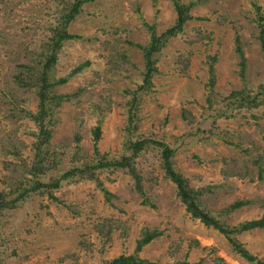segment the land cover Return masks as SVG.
Listing matches in <instances>:
<instances>
[{
    "label": "rangeland",
    "instance_id": "rangeland-1",
    "mask_svg": "<svg viewBox=\"0 0 264 264\" xmlns=\"http://www.w3.org/2000/svg\"><path fill=\"white\" fill-rule=\"evenodd\" d=\"M181 1L195 2L190 9L193 19L160 48L149 91L136 89L144 69L142 51L136 45L147 44L151 32L159 35L173 25L172 1L90 0L82 4L68 25V31L81 39L64 41L54 66L55 77H66L81 65L54 87L57 94H78L55 110L53 119L58 120L50 142L64 147V167L74 151L75 134L80 138L79 152L90 156L94 152L91 129L99 119L98 157L110 161L130 154L129 135L157 139L160 134L175 151L176 170L191 185L199 187L209 181L217 186L200 196L206 207L219 210L235 200H248L251 204L230 213L227 222L264 216V206L257 202L264 199V182L235 177L218 181L221 175L215 162L224 152L234 159L233 168L249 164L226 143L234 138L264 157V121L256 129L249 111L227 99L230 91L241 87V81L250 92L264 84V60L252 21L257 5L264 23V0ZM56 10L52 0H0V155L13 145L22 146L16 157L30 153L34 125L18 116L8 100L15 97L33 107L36 97L31 90L18 87L12 77L17 64L31 63ZM236 37L245 57L243 80L238 72ZM206 95L216 115L209 118L203 113V120L199 103L205 107ZM129 104L137 118L136 129L135 122L129 121ZM183 110L196 119L187 124ZM156 153L149 147L136 155L132 173L115 166L108 168L111 172L96 171L107 191L100 190L95 180L69 182L55 192L58 202L32 195L19 209L8 211L5 227L9 229L18 220L19 238H4L0 264H97L100 259L131 253L147 229L161 233L139 255L157 263L185 259L201 264H255L235 253L217 230L186 212L174 185L163 176ZM136 176L141 179L142 195L136 189ZM103 221L96 229V223ZM106 225L112 228L111 239L102 245L105 240L98 231ZM238 239L251 254L264 258L263 229L243 232Z\"/></svg>",
    "mask_w": 264,
    "mask_h": 264
},
{
    "label": "trees",
    "instance_id": "trees-1",
    "mask_svg": "<svg viewBox=\"0 0 264 264\" xmlns=\"http://www.w3.org/2000/svg\"><path fill=\"white\" fill-rule=\"evenodd\" d=\"M58 11L57 16L54 18V22L47 27L48 34L46 39L42 42L37 52H33L31 63L17 64L13 73V82L21 88L31 90L36 97V102L33 107L22 100H17L15 97L9 96L8 102L13 104L14 108L18 111V116L25 117L32 121L34 130L31 131V141L29 148V155L18 156L20 148L22 146H11V149H7L5 153L0 155V163L2 164L0 172L2 180L0 181V244L4 243L3 240L11 237L15 240L19 238L18 231L15 224L18 220L14 221V224L6 229V216L8 211L19 209L20 206L26 202L32 195H38L47 200L60 201L55 195V192L62 188L69 182L76 183L81 181L95 180L97 186L102 191H107L103 184L99 181L96 171L105 170L111 172L109 167L115 168H127L132 173L133 163L135 162L136 155L142 151L151 147L157 150V158L162 170L163 176L172 182L175 187V192L179 198L181 204L184 206L186 212L194 219L200 221L207 227H212L217 230L226 239L230 248L241 256L242 259L254 262L255 264H264V258H258L254 254H251L238 239L239 235L243 232L251 231L253 229L264 230V216L256 218H250L248 220L238 221L237 223L230 224L227 222V216L233 211L251 204L248 200H235L219 210H212L206 207L200 196L203 193H209L216 189V185L207 182L205 185L195 187L190 184L189 179L178 172L173 164V156L175 151L169 147L162 135L156 134L157 139L153 137H138L137 135H129L127 140V149L130 152L129 155L123 156L118 160L110 161L106 160L104 156L98 157V150L96 147L97 141L100 139L101 133V121H96V124L91 129L92 142L94 152L88 154L85 151L79 152L80 138L77 134L74 135L75 148L69 157L68 164L63 167L64 152L65 149H60L59 145H53L50 141L54 133V127L57 123L55 121L54 113L61 103L68 101L72 96L78 93L71 94H57L54 90L56 84L64 83L68 77L74 72H78L82 67L81 65L75 67L71 73L66 77H55L54 66L57 59V53L62 47L64 41L72 39H81L79 35L72 34L68 31V25L75 17L80 13L82 4L90 0H52ZM175 9V20L173 25L164 30L159 35H155L151 32L150 40L145 45H136L142 51L144 69L141 74V83L137 85V90L149 91L152 87V78L157 72L156 57L160 48L165 45L166 41L176 35L183 29L185 22L193 19L190 14V9L195 3L194 1L182 2L181 0H171ZM256 10V17H252V21L257 29L256 38L259 42L260 51L264 60V23L263 17L260 14V7L254 5ZM235 50L238 60L239 75L241 79H244L245 72V57L241 49V42L238 37L235 38ZM124 58V56H122ZM114 62V61H113ZM209 73L211 79L213 78L212 62L208 63ZM211 87V85H209ZM81 89H78L80 92ZM209 92V91H208ZM207 96L205 98V107L199 103V117H203V113H206L209 118L215 117L216 107L212 103H207ZM229 102H236L239 108L249 111V115L252 119V123L256 129L260 126L259 121H264V84H259L255 91L246 90L242 85L239 89L230 91L227 95ZM135 99L131 102L134 103ZM131 107V108H130ZM129 114V121L135 122L137 118L134 117V109L132 104L127 107ZM256 112V113H253ZM182 117L187 124H190L196 119V116H191L186 110L181 111ZM4 115L3 117H5ZM15 116V115H9ZM248 117V116H246ZM188 118V119H187ZM130 126V123H128ZM36 129V130H35ZM135 129L127 131L128 134L135 131ZM160 137V138H159ZM228 141V142H227ZM226 143L235 149L243 160L248 159L249 164L243 163V167L236 166L232 156H227L224 152L220 155L215 162L218 163L220 178L228 181L232 177L236 179L246 178L252 182L259 180L264 182V157L251 153L250 149L245 147L241 139L234 138L233 140H227ZM264 152V150H263ZM11 155L12 157H8ZM16 158H15V157ZM97 156V157H96ZM195 158H198L194 156ZM229 157V158H227ZM199 160V159H198ZM136 180L137 192L142 195L144 190L140 185V177H134ZM219 183V182H218ZM223 184H219L218 187H222ZM108 195V194H107ZM105 199H108L106 196ZM257 202L264 206V199L258 198ZM104 223H96V229L100 228V225ZM26 229L27 222L22 224ZM104 226V225H103ZM109 226V225H108ZM102 228L98 231L99 237L104 238L102 245H106V242L111 239L110 234L112 228ZM98 228V229H99ZM160 231L157 229L144 230L142 235L135 241V247L129 254L121 253L118 256H114L107 259H100L97 264H161L155 261H151L139 255L143 246L150 243L153 238L160 236ZM102 251V250H101ZM99 250V252H101ZM4 252V250H3ZM13 254H16L15 251ZM0 255V263H2ZM162 264H201L190 263L185 259L174 262H166Z\"/></svg>",
    "mask_w": 264,
    "mask_h": 264
}]
</instances>
